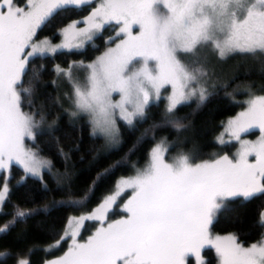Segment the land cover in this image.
<instances>
[{"label":"snow or ice","instance_id":"snow-or-ice-1","mask_svg":"<svg viewBox=\"0 0 264 264\" xmlns=\"http://www.w3.org/2000/svg\"><path fill=\"white\" fill-rule=\"evenodd\" d=\"M89 4L92 0H24L21 6L20 0H0V175L14 164L43 181L42 170L51 168L49 160L25 143L35 141L46 118L43 106L36 108L31 87L43 68L25 86L32 58L80 49L106 25L119 26L114 48L87 65H57L55 71L73 85L71 115L86 119L91 134L102 133L113 146L119 143L117 109L119 120L134 127L146 118L153 97L158 101L162 89L170 86L164 122L179 125L172 119L179 105L192 97L201 103L208 98L201 80L206 70L188 60L201 49L209 48L221 59L233 53L264 59V0H97L83 21L60 30L59 43L37 38L38 30L56 16ZM78 68L85 71L83 83L73 75ZM113 93L119 94L118 102H113ZM246 104L228 122L231 136L240 141L234 158L195 162V154H181L169 162L161 141L150 151L147 166L122 178L93 212L68 219L56 242L69 241L67 251L48 264H193L190 257L205 264L201 253L206 246L214 248L219 264H264V212L256 222L262 229L260 240L250 246L239 243L235 234L214 239L209 234L234 198L264 199V94L250 95ZM253 128L259 129L260 139L241 140V133ZM127 189L131 195L121 209L126 215L108 220ZM8 192L5 181L0 184V206ZM30 214L18 208L12 222H23ZM86 220L99 226L81 242L77 237ZM15 264H30V257L18 255Z\"/></svg>","mask_w":264,"mask_h":264},{"label":"trees","instance_id":"trees-1","mask_svg":"<svg viewBox=\"0 0 264 264\" xmlns=\"http://www.w3.org/2000/svg\"><path fill=\"white\" fill-rule=\"evenodd\" d=\"M20 4L23 6L24 0ZM93 4L56 16L47 27L38 30L37 38L57 41L61 28L85 18ZM117 28L115 24L105 27L83 50L34 57L30 62L25 86H29L32 73L43 68L31 87L36 108L43 106L46 118L35 141L26 139L25 143L49 160L51 168L43 170V181L31 176L22 180L20 166L10 169L9 192L0 206V228L8 226L0 233V251L5 253L0 255V264H15L18 255L30 257V264H44L62 254L67 241L58 246L56 242L68 219L97 207L113 192L117 179L133 172L134 166L142 164L161 141L170 151L195 154V160L212 159L214 153L226 152L216 142L225 121L244 107L243 101L249 92L264 94V59L259 56L234 54L220 64L206 62L203 66L209 73L205 77L209 81L208 98L203 103L197 99L177 107L172 119L179 125L164 122L166 103L162 99L150 104L142 123L129 127L120 122L118 146L104 151L102 139L91 134L86 119L72 120L63 114L58 102L59 91L53 81L57 65L66 68L73 62H90L102 54L118 39L116 36L109 39ZM24 110L29 111L27 105ZM47 126L52 128L47 130ZM105 170V176L97 180ZM69 200L80 204L69 206ZM18 208L31 214L23 222L13 223ZM262 212L264 199L246 202L243 198H234L211 225V230L216 234H235L239 243L249 246L260 240L262 229L256 227V222ZM89 224L86 223L87 230L92 225ZM204 255L207 264H216L210 249Z\"/></svg>","mask_w":264,"mask_h":264},{"label":"rangeland","instance_id":"rangeland-1","mask_svg":"<svg viewBox=\"0 0 264 264\" xmlns=\"http://www.w3.org/2000/svg\"><path fill=\"white\" fill-rule=\"evenodd\" d=\"M92 2H94L95 4L97 3V0H92ZM22 6V5H21ZM93 10V8L91 9V11ZM91 11L89 12V14L91 13ZM88 14V15H89ZM87 15V16H88ZM86 16V17H87ZM85 17V18H86ZM85 18H83V19H81V20H78V21H83ZM114 24V23H113ZM78 26H80V27H83V24H80V25H78ZM107 26H109V25H106L105 27H107ZM104 27V28H105ZM119 27V26H118ZM62 29V28H61ZM118 29V28H117ZM116 29V30H117ZM103 30L104 29H102V30H100V31H98V32H95L94 34H93V36H92V39L91 40H85L84 41V43H83V45L81 46V48L80 49H74L73 51H79V50H83L88 44H92L93 43V41H94V39H95V37H97L98 35H100V34H102V32H103ZM138 29H133V31L134 32H136ZM59 33H60V31H59ZM113 36H116V33L114 34V35H112L111 37H109V39H111ZM62 39V37L59 35V39L57 40V41H54L55 43H59L60 42V40ZM116 43H119V38L115 41V42H113V44L110 46V47H115L116 46ZM108 50V48L104 51V52H106ZM65 51H67V50H65ZM104 52L102 53V54H100V55H98L97 57H99V56H101V55H103L104 54ZM234 54H240V53H233V54H231V55H234ZM231 55H229V56H231ZM228 56V57H229ZM96 57V58H97ZM96 58L94 59V60H92V61H90V62H83L84 63V65H87V64H89V63H92V62H94L95 60H96ZM227 58V57H226ZM226 58H223V59H221V58H219V56H218V54H216L214 51H212L211 49H209V48H203V49H201L200 51H199V53H198V55L197 56H195V57H188V60L189 61H192V60H195L196 61V63H194L192 66L194 67V65H195V67H202L204 70H206V68H205V66H203L204 65V63H206V62H210V61H213V62H215L214 63V65L216 64V63H218V64H220L219 62H221L222 60H224V59H226ZM73 64H76V65H79L80 64V62H73V63H71L70 65H73ZM69 65V66H70ZM69 66L68 67H66V68H64V69H68L69 68ZM62 68V67H61ZM55 69H56V67H55ZM209 73H207V75H208ZM73 75L81 82V83H83L84 82V80H85V76H86V74H85V71H84V69L83 68H78L77 70H75L74 71V73H73ZM207 75L206 76H204V77H202L201 78V80H202V82H204L205 83V86L207 87L208 85H209V81H208V79L207 78H205V77H207ZM55 86H56V88L58 89V91H59V98H58V102H59V106L61 107V109H62V112H63V114H65V115H67L70 119H72V120H77V119H79V118H81L80 116H72L71 115V112L73 111V106H72V102H71V100H70V97H72L73 96V85H72V83L66 78V77H61V76H58L57 75V73H56V78H55ZM207 89H208V87H207ZM170 86L169 87H167V88H165V89H162V91H161V97H160V99L158 100V101H160V100H162V99H164L165 100V103H166V105H167V95L168 94H170ZM208 91H209V89H208ZM254 94H260V93H256V92H249V94L247 95V97L244 99V107L241 109V110H239L234 116H232V117H230V118H228L226 121H225V123H224V127H223V129H222V131L220 132V134L217 136V138H216V142H217V144L218 145H220V146H222V147H225V151L226 152H223V153H214V155H213V158L212 159H215V158H219L220 156H223V155H228L229 156V158L231 159V158H234L235 156H236V154L238 153V151H239V149H240V141H237V140H235L232 136H231V134H230V132H229V130H228V122L230 121V120H233V119H235L238 115H239V113L240 112H242V111H244L245 109H246V107H247V104H246V101L250 98V95H254ZM112 99H113V102H118L119 101V99H120V96H119V94L118 93H113V97H112ZM198 98L197 97H192V98H190L187 102H185V103H183V104H186V103H188V102H192V101H196ZM154 97H153V99L150 101V104H152V103H157L158 102ZM183 104H181V105H183ZM181 105H179V106H181ZM178 106V107H179ZM146 111H147V109H146ZM116 114H117V128H118V130H119V123L121 122V123H123L122 121H120L119 120V109H117L116 110ZM137 120H139V118H137ZM136 123H139V122H136ZM135 123V124H136ZM43 126L44 125H41L40 126V128L39 129H37L36 131H37V133L41 130V129H43ZM54 126V125H53ZM52 128V126H47V130H50ZM96 136H98V137H100L101 139H102V141H103V149H104V151H109V150H112V149H114L115 147H117L118 146V144H116V145H112V144H110V142L108 141V139L102 134V133H97V135ZM260 136H261V133H260V131H259V129H257V128H253V129H250L248 132H245V133H241V140H248V141H250V142H256V141H258L259 139H260ZM220 139H223L224 140V143H220ZM152 150V149H151ZM150 154V153H149ZM181 154H183V153H181V152H179V151H170V150H168L166 153H165V159L167 160V161H169V162H171V159L172 158H174V157H176V156H178V155H181ZM186 155V154H185ZM254 157H249V160H250V162H254ZM204 160H211V159H204ZM201 160H195V162H200ZM148 162H149V155H148V157H147V159L142 163V164H140V165H135L134 166V168H133V172H131L130 174H128L127 176H124V177H119L118 179H117V181H116V184H115V186L119 183V181L122 179V178H127V177H130V176H134V175H136L137 174V171L138 170H142V169H144L146 166H147V164H148ZM13 166H16V165H12L10 168H8V169H6L4 172H3V174L2 175H0V184H3L5 181L7 182V184H8V188H9V177H10V169L13 167ZM21 168H22V166H20ZM22 172H23V176H22V180L25 178V177H27V176H29L28 174H26V173H24V171H23V168H22ZM42 172H43V170H42ZM33 178H35V177H33ZM38 179V178H37ZM114 190H115V188H114ZM113 190V191H114ZM130 195H131V189H127V190H125L123 193H122V195L118 198V200H117V206H114L109 212H108V220H116V219H120L122 216H124V215H126V213H123L122 212V207H123V204L124 203H126L127 202V199L128 198H130ZM237 198H242V197H237ZM103 201V200H102ZM102 203V202H101ZM100 203V204H101ZM99 204V205H100ZM98 205V206H99ZM97 206V207H98ZM97 207H95L92 211H90V212H88V213H91V212H93ZM88 213H82V214H80V215H78V216H71V217H79V216H81V215H86V214H88ZM88 222V224L89 225H91V227L89 228L88 227V230L86 229L87 227H86V223ZM99 226V222L98 221H90V220H86L85 222H84V226L81 228V230H80V235L77 237V239L78 240H80L81 242H83V241H85V240H87V238L95 231V229H96V227H98ZM209 234H210V237H212L213 239L216 237V236H221V237H224V236H227V235H229V234H216V233H213L212 232V230H211V226H210V228H209ZM83 238V239H82ZM69 241H67V247H66V250L62 253V254H60L59 256H57V257H54V258H52V259H50V260H48V261H46L44 264H48V262L49 261H51V260H53V259H56V258H59L60 256H62L66 251H67V248H68V246H69ZM56 246H57V244H56ZM250 246V245H249ZM247 247V246H246ZM206 249H210L212 252H213V254H214V256H215V258H216V264H219V258H218V256L216 255V253H215V250H214V248H211V247H205L204 248V250L202 251V253H201V255H202V258H203V260L205 261V264H207V257L204 255V251L206 250ZM190 259L193 261V264H195V258L194 257H190Z\"/></svg>","mask_w":264,"mask_h":264}]
</instances>
